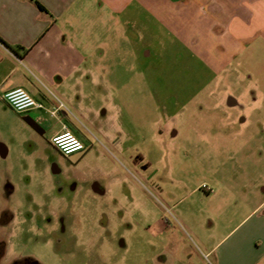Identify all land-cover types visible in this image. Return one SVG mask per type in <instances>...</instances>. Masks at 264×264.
<instances>
[{
    "label": "rangeland",
    "instance_id": "374dc122",
    "mask_svg": "<svg viewBox=\"0 0 264 264\" xmlns=\"http://www.w3.org/2000/svg\"><path fill=\"white\" fill-rule=\"evenodd\" d=\"M115 34L103 91L66 111L89 137L84 152L28 138L0 106V214L12 215L0 216L1 264H215L216 230L262 195L264 81L239 59L218 71L166 32L146 44ZM230 94L241 106H226ZM65 116L44 118L56 128Z\"/></svg>",
    "mask_w": 264,
    "mask_h": 264
},
{
    "label": "crops",
    "instance_id": "0c3cea01",
    "mask_svg": "<svg viewBox=\"0 0 264 264\" xmlns=\"http://www.w3.org/2000/svg\"><path fill=\"white\" fill-rule=\"evenodd\" d=\"M149 31L166 32L192 58L221 72L239 59L251 78L264 81V0H0V106L17 114L4 95L23 88L42 104L18 112L28 138L53 145L55 135L71 131L87 148L88 135L66 111L103 91L100 80L108 72L100 65L111 60L110 37L139 32L146 44ZM227 98V107L241 106L240 98ZM46 114L66 116L55 128L46 125ZM0 147L7 157L3 139ZM260 193L250 205L239 200L247 210L234 225L216 230L207 247L215 264H264V188Z\"/></svg>",
    "mask_w": 264,
    "mask_h": 264
},
{
    "label": "built area",
    "instance_id": "2783aa9c",
    "mask_svg": "<svg viewBox=\"0 0 264 264\" xmlns=\"http://www.w3.org/2000/svg\"><path fill=\"white\" fill-rule=\"evenodd\" d=\"M4 99L8 105L20 113L42 107V104L23 88L7 92ZM52 143L65 156H71L85 149L83 141L71 131L58 133L52 138Z\"/></svg>",
    "mask_w": 264,
    "mask_h": 264
},
{
    "label": "flooded vegetation",
    "instance_id": "af4514ba",
    "mask_svg": "<svg viewBox=\"0 0 264 264\" xmlns=\"http://www.w3.org/2000/svg\"><path fill=\"white\" fill-rule=\"evenodd\" d=\"M1 148V147H0ZM86 150V147H85V149L83 150V151H85ZM82 151V152H83ZM56 172H60V170L58 169V168H56ZM75 176V178L77 177L76 175H74ZM74 180H76V184H74L73 185V187L75 188V187H77L78 185H77V182H78V180H77V178L76 179H74ZM82 181H84V180H82ZM83 183V182H82ZM93 184V189H95V191H99V192H101V193H105V190L100 186V184L98 183V182H94V183H92ZM7 192H13V187L11 186V185H8V188H7V190H6ZM0 216H1V218H11L12 217V215L11 214H9V213H7V212H2L1 214H0ZM2 238H0V261H1V259H2V257L4 256V254H5V251H6V245H5V243L4 242H2ZM33 263H35V264H39L38 262H36V261H32L31 263H25V262H18V263H14V264H33ZM1 264V263H0Z\"/></svg>",
    "mask_w": 264,
    "mask_h": 264
}]
</instances>
